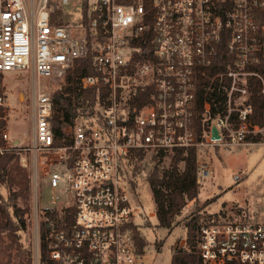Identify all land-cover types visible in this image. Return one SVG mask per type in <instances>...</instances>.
Here are the masks:
<instances>
[{"label": "built area", "instance_id": "obj_1", "mask_svg": "<svg viewBox=\"0 0 264 264\" xmlns=\"http://www.w3.org/2000/svg\"><path fill=\"white\" fill-rule=\"evenodd\" d=\"M48 1L30 0L31 14L27 0H0V155L26 151L33 158L54 157L46 178L51 190H60L42 206L37 176H30L33 196L24 221L36 242L31 264H39L42 220L48 256L55 262L137 264L142 254L133 235L143 213L131 203L127 187L132 154L194 150L200 185L211 174L201 150L244 146L251 144L248 135H264V125L250 121L248 102L250 77L260 79L264 93V77L254 69L264 67V0H93L89 24H99L103 40L92 61L97 75L82 77L79 84L102 87L107 94L93 116L68 129L70 143L61 147L53 146L52 101L39 84L64 83L75 60L87 56L88 41L81 26L78 31L51 24ZM220 54L227 63L226 111L212 117L205 102L199 128L198 77ZM20 73L36 81L32 97L22 102L12 86ZM27 101L29 140L18 121ZM212 127L219 140L211 139ZM20 162L27 166L25 158ZM55 212L59 223L48 215ZM197 251L202 264H264V222L204 223Z\"/></svg>", "mask_w": 264, "mask_h": 264}, {"label": "trees", "instance_id": "obj_2", "mask_svg": "<svg viewBox=\"0 0 264 264\" xmlns=\"http://www.w3.org/2000/svg\"><path fill=\"white\" fill-rule=\"evenodd\" d=\"M48 9L50 10L51 24L67 25L62 23L63 11L58 1L49 0ZM92 17L88 14L87 2L85 1L81 20L75 25L85 29L88 41L87 56L75 60L73 67L66 71L63 88L50 93L53 108L51 125L54 147L68 146L70 143L68 129L81 119L93 116L94 109L102 104L103 98L107 94L102 87L83 88L79 84L82 77H95L97 75L92 61L96 54V45L103 40V36L98 23L89 24ZM226 65L224 55L220 54L214 65L202 69V74L198 77L196 97L194 98V122L199 128L205 102L211 105L212 117L223 115L226 111L225 90L227 82L224 78ZM254 69L264 77V67L258 65ZM261 89L260 79L250 77L248 81V102L252 106L250 121L259 126L264 125V93H261ZM246 140L249 143H256L264 140V135H248ZM166 155L161 151L151 153L154 166L148 171L145 181L151 188L155 202L156 227L171 231L187 203L196 200L199 190L196 183V152L191 150L187 155L177 152L170 157L169 165L164 167L160 164ZM144 156L145 152L143 151H136L131 156L127 175L129 188H135L137 185ZM29 194L30 177L28 172L20 167L18 156L15 153L0 155V235L5 233L11 242L10 246H16V260L11 262L12 264L32 263L31 244L20 242V234L25 229L24 214L28 210ZM19 203L25 207L19 206ZM48 215L56 223L60 222L57 212ZM61 215L72 221V216H67L65 213H61ZM198 218L191 217L185 221L188 248L174 250L170 264H202L197 251V236L202 225ZM214 218L217 216L209 215L206 217L209 223ZM46 229L47 222L42 220L39 230V264H61L48 256L45 242ZM133 236L136 251L142 254L143 248L146 246V239L141 234L139 226L135 227ZM0 264H10V259L5 263L0 262Z\"/></svg>", "mask_w": 264, "mask_h": 264}, {"label": "rangeland", "instance_id": "obj_3", "mask_svg": "<svg viewBox=\"0 0 264 264\" xmlns=\"http://www.w3.org/2000/svg\"><path fill=\"white\" fill-rule=\"evenodd\" d=\"M85 1L87 2V9H89L93 0H70L68 4L62 5V23L79 31L80 27L75 24L81 20ZM27 2L28 9L33 14L34 9L30 5V0ZM17 76L18 82H14L12 86L16 96L22 102L25 97H32L31 87L35 85L36 81L28 73H20ZM64 84L65 81L63 83L59 80H48L41 81L39 85L41 90L50 95L52 91L62 89ZM19 120L21 121L22 136L29 140L31 130L29 101L23 106L21 115L18 117ZM10 134L12 136L17 135L14 132H10ZM200 152L204 154V159L209 162L211 174L208 179L198 185L199 193L196 200L187 203L171 231L156 227L155 202L151 188L145 181L148 171L154 166L151 153H145L136 187L129 188L130 185L127 181L131 203L139 204L143 213L138 226L146 239V246L143 248L142 256L137 264H170L174 250L188 248L184 223L191 217H199L198 220L202 224L209 223L206 219L209 215H216L217 218L211 222L218 223L247 222L256 224L264 222V140L239 147H205ZM15 155L18 156L20 167L28 172L29 177L32 176V173L36 174L38 181L36 191L40 204L42 206L50 205V197L60 192L59 189L51 190L46 178V171L52 168L50 163L54 157L38 156L33 158L26 151H21L20 155ZM173 155L167 154L160 165L167 167L170 157ZM21 157L26 159L27 166L21 165ZM32 196L33 187L30 177V194L26 212L28 214L31 211ZM19 206L23 207L24 205L19 203ZM20 242L31 244L32 254L34 253L36 242L29 222H25V229L20 234ZM10 244L8 236L2 233L0 235V262L2 263L10 259V264H12L11 262L16 260V246L11 247Z\"/></svg>", "mask_w": 264, "mask_h": 264}, {"label": "water", "instance_id": "obj_4", "mask_svg": "<svg viewBox=\"0 0 264 264\" xmlns=\"http://www.w3.org/2000/svg\"><path fill=\"white\" fill-rule=\"evenodd\" d=\"M211 139L212 140H219V134H218V131L215 127H212V129H211Z\"/></svg>", "mask_w": 264, "mask_h": 264}]
</instances>
